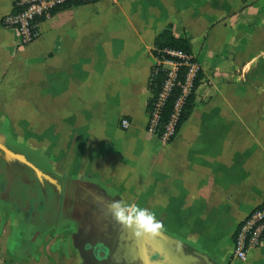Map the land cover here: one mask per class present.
Listing matches in <instances>:
<instances>
[{"label": "crops", "instance_id": "crops-1", "mask_svg": "<svg viewBox=\"0 0 264 264\" xmlns=\"http://www.w3.org/2000/svg\"><path fill=\"white\" fill-rule=\"evenodd\" d=\"M16 1L0 0L1 139L28 167L42 161L59 201L51 222L0 199V264H264V245L230 258L264 200V0H101L59 12L27 46L1 25ZM169 27L203 72L171 143L146 130L151 52ZM113 201L149 209L163 230L111 233Z\"/></svg>", "mask_w": 264, "mask_h": 264}, {"label": "built area", "instance_id": "built-area-1", "mask_svg": "<svg viewBox=\"0 0 264 264\" xmlns=\"http://www.w3.org/2000/svg\"><path fill=\"white\" fill-rule=\"evenodd\" d=\"M101 0H17L13 10L6 15L1 25L8 31H14L18 34L23 46L30 45L36 42L41 37V27L43 23L52 20L59 12L78 8L91 6L99 3ZM172 65L176 69L177 67ZM196 69H192V73L187 78L185 85V94H188L192 87ZM170 74V80L166 83L165 93L158 107L162 106V101L175 86L173 81L176 76ZM182 101H180L176 110L181 108ZM176 116L173 117L172 122L166 128L164 141H167L174 135V123ZM158 116L155 115L153 128L149 134L153 135L154 127ZM121 127L124 130L129 129L130 122L126 119L121 121ZM264 245V200L262 204L254 209L238 226L236 234L233 238L232 252L230 258L238 262H246L250 254L261 248Z\"/></svg>", "mask_w": 264, "mask_h": 264}, {"label": "trees", "instance_id": "trees-1", "mask_svg": "<svg viewBox=\"0 0 264 264\" xmlns=\"http://www.w3.org/2000/svg\"><path fill=\"white\" fill-rule=\"evenodd\" d=\"M151 53L156 65L151 68L147 84L151 96L146 106V114L148 115L146 130L148 133L152 130L155 115H157L158 120L153 135L163 140L166 128L172 122L173 117L176 116L177 119L173 127L174 135L165 141L171 143L193 112L196 90L203 79V72L198 67L193 55L191 41L174 37L170 27L156 39ZM167 63L179 67L176 78L180 84H175L162 101V106L158 107L165 93L166 83L170 80L171 71L165 68ZM193 68L196 69V73L192 81V87L188 94H185L187 78L192 73ZM180 101H182V105L177 111L176 106Z\"/></svg>", "mask_w": 264, "mask_h": 264}, {"label": "rangeland", "instance_id": "rangeland-1", "mask_svg": "<svg viewBox=\"0 0 264 264\" xmlns=\"http://www.w3.org/2000/svg\"><path fill=\"white\" fill-rule=\"evenodd\" d=\"M165 68L170 70L175 76L179 72V67L175 69L172 65H165ZM173 83L180 84L177 78H175ZM8 114V112L0 113V117H8ZM20 115L22 117L25 116V114ZM142 116L143 114L141 113L137 116L136 126L140 130L143 129L144 124ZM6 131L7 128H3L2 131L0 129V139L5 136L4 133ZM23 134H25L24 130ZM1 140L2 142H0V174L3 177H6V186L10 187L7 191L4 192L2 188L0 189V199L11 200L15 201L16 203L27 202L28 207L30 205L40 206L39 213L42 211L45 212V214L49 216L48 218L51 220V222L54 219L56 220L57 214L56 210L54 211V209L59 201V192L57 191V186L53 179H51L50 177L47 178V176L43 175V167L41 168L43 164L42 161H35L34 165L28 167L25 151L17 147L15 148L14 146H9L3 142V139ZM37 164L40 165V168L36 166ZM42 203H44L48 207L41 206ZM41 207L45 208L41 209ZM116 227H119V225H107V228L110 230L111 233H114L116 231ZM128 232L134 235V232H132L130 229H128Z\"/></svg>", "mask_w": 264, "mask_h": 264}, {"label": "clouds", "instance_id": "clouds-1", "mask_svg": "<svg viewBox=\"0 0 264 264\" xmlns=\"http://www.w3.org/2000/svg\"><path fill=\"white\" fill-rule=\"evenodd\" d=\"M117 209L113 212L111 209ZM127 208V211H125ZM110 218L118 225L131 229L136 236L143 234L159 235L163 230V223L156 218L154 212L140 208L136 204L128 205L123 201H113L109 205Z\"/></svg>", "mask_w": 264, "mask_h": 264}, {"label": "flooded vegetation", "instance_id": "flooded-vegetation-1", "mask_svg": "<svg viewBox=\"0 0 264 264\" xmlns=\"http://www.w3.org/2000/svg\"><path fill=\"white\" fill-rule=\"evenodd\" d=\"M104 243V242H103ZM103 243L101 242L98 246H100L101 245V247L103 246Z\"/></svg>", "mask_w": 264, "mask_h": 264}, {"label": "water", "instance_id": "water-1", "mask_svg": "<svg viewBox=\"0 0 264 264\" xmlns=\"http://www.w3.org/2000/svg\"><path fill=\"white\" fill-rule=\"evenodd\" d=\"M149 248H152L151 246L148 245ZM147 247V249L149 250V248Z\"/></svg>", "mask_w": 264, "mask_h": 264}]
</instances>
